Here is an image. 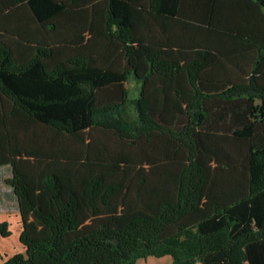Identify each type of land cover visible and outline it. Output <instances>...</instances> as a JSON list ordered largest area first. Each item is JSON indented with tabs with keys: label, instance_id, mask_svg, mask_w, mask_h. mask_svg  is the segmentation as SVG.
I'll list each match as a JSON object with an SVG mask.
<instances>
[{
	"label": "trees",
	"instance_id": "trees-1",
	"mask_svg": "<svg viewBox=\"0 0 264 264\" xmlns=\"http://www.w3.org/2000/svg\"><path fill=\"white\" fill-rule=\"evenodd\" d=\"M0 177V264H264V0H0Z\"/></svg>",
	"mask_w": 264,
	"mask_h": 264
},
{
	"label": "rangeland",
	"instance_id": "rangeland-1",
	"mask_svg": "<svg viewBox=\"0 0 264 264\" xmlns=\"http://www.w3.org/2000/svg\"><path fill=\"white\" fill-rule=\"evenodd\" d=\"M125 86L128 92V97H133L135 95L136 86L131 80H127L125 82ZM126 109L130 115L132 114L131 111V104L130 102H127ZM6 175V171L4 173ZM5 188L4 183L1 180L0 177V191ZM6 202V204H3L2 201L0 202V212H13L15 210V203L11 201L10 199H2ZM6 207V209H5ZM14 230L13 228H10V234L7 236H4L5 239L11 241L13 240ZM170 256L168 254L160 255V256H154V255H146L144 257L137 258L133 264H168L170 262Z\"/></svg>",
	"mask_w": 264,
	"mask_h": 264
},
{
	"label": "crops",
	"instance_id": "crops-1",
	"mask_svg": "<svg viewBox=\"0 0 264 264\" xmlns=\"http://www.w3.org/2000/svg\"><path fill=\"white\" fill-rule=\"evenodd\" d=\"M2 203L6 204V202L3 200H2ZM5 209H6V207H5ZM1 221L6 222V229L9 231V234H10V228H13V230H14L13 237L14 238H13V240L9 241V240L5 239L4 236L0 235V262L6 256L12 254L13 252L22 250V245L18 241V233L20 230V221H19V214H18L17 210L15 209L13 212H9V211L0 212V222ZM9 234H7V236Z\"/></svg>",
	"mask_w": 264,
	"mask_h": 264
}]
</instances>
